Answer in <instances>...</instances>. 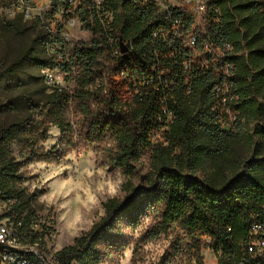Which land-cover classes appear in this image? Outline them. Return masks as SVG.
Wrapping results in <instances>:
<instances>
[{"label": "trees", "instance_id": "obj_1", "mask_svg": "<svg viewBox=\"0 0 264 264\" xmlns=\"http://www.w3.org/2000/svg\"><path fill=\"white\" fill-rule=\"evenodd\" d=\"M94 1L80 0L75 12L92 33L91 44L71 45L59 24L52 32L39 18L17 15L2 21L5 31L24 22L36 30L42 49L28 52L24 61L38 70L42 90L26 109L14 102L0 105V115L15 116L0 125V199L13 203L15 211L29 204L12 148L24 143L28 156L36 158V147L48 140L51 127L61 132L63 142L70 141L73 110L87 142L109 138L116 143L110 164L124 175H134L142 152L151 151L156 160L149 190L106 203L105 216L89 232L52 256L58 264H104L120 246L121 222L134 225L147 214L159 219L152 236L178 225L192 240L206 239L217 264H264V251L259 255L255 245L264 240V158L255 154L240 163L236 153L245 126L264 119V0H207L201 28L182 16L181 32L197 35L195 51L167 35L172 26L151 1L102 0L100 7ZM7 2L0 0L4 8ZM61 11L55 8L45 21ZM207 46L224 55L209 54ZM19 66L0 70V91H19ZM56 70L73 90L49 85L44 72ZM254 134L264 140V127ZM159 137L167 148L154 143ZM42 158L61 159L59 153ZM201 170L204 180L187 175ZM13 223L21 224L25 246L39 244L28 217ZM255 225L261 226L257 233ZM196 249H191L196 264H204ZM38 250L50 256L40 244Z\"/></svg>", "mask_w": 264, "mask_h": 264}, {"label": "rangeland", "instance_id": "obj_2", "mask_svg": "<svg viewBox=\"0 0 264 264\" xmlns=\"http://www.w3.org/2000/svg\"><path fill=\"white\" fill-rule=\"evenodd\" d=\"M37 3L46 5L48 1L38 0ZM3 19L13 18L0 4V70L20 63L21 87L19 91L8 94L0 91V105L14 102L26 109L36 103L42 83L38 70L24 58L28 52L40 51L42 47L30 23L24 22L26 26L5 31L2 28ZM63 29L64 39L71 45L91 44L94 39L77 18L66 22ZM52 79L54 85L73 90V84L67 83L62 74L55 72ZM14 117L10 113L0 115V125L12 122ZM33 119L37 121V115H33ZM69 120L70 141L63 142L61 132L51 127L48 140L36 147V158L28 156L24 143L14 144L11 156L19 164L23 188L30 197L29 204L15 211L13 203L0 199V220L13 223L15 218L28 217L33 235L38 236L39 244L49 257L72 246L89 232L105 216L106 203L113 199L122 202L129 193L149 190L154 178L156 159L151 156V151L142 152L139 160L133 164L134 175L126 176L110 164L111 157L117 151L112 139L91 144L84 137L81 118L73 110ZM231 120L234 122V119ZM256 127H264V119H256L248 127L245 126L236 147L240 163L253 158L255 154L264 158V140L254 134ZM245 133L253 139L248 140ZM153 141L164 148L168 147V143L160 137ZM52 153H59L61 159L43 160V155ZM187 175L204 180L206 171ZM158 222L154 214L143 215L134 225L122 221L120 246L111 252L104 264H196L192 247L200 249L204 264H217L214 253L206 249L208 241L204 238L192 240L178 225H173L167 233L152 236L150 231ZM39 244L34 245L36 249Z\"/></svg>", "mask_w": 264, "mask_h": 264}, {"label": "built area", "instance_id": "obj_3", "mask_svg": "<svg viewBox=\"0 0 264 264\" xmlns=\"http://www.w3.org/2000/svg\"><path fill=\"white\" fill-rule=\"evenodd\" d=\"M38 0H8L5 10L8 12L10 18H14L17 15H22L25 20H35L40 19L42 22H46L51 26L52 32H55L57 24L62 28L61 36L63 35L64 24L72 19H79L75 13L78 7L80 6V0H62V4H58L59 0H47L46 5H40L37 3ZM151 1L155 4L159 14L166 23L171 24V29L168 31L167 35L176 37L178 39H183L184 46L189 50L197 49V35L194 32L184 35L180 28V18L182 16H188L194 19L195 28H201L202 24L205 21V18L208 14V3L207 0H146ZM94 4L96 7L102 5V0H95ZM55 8H60L62 11L54 16V18H49L45 21L46 15L50 14ZM80 22V20H79ZM81 23V22H80ZM155 37L159 36L158 33L154 34ZM231 48L227 47L226 51H230ZM206 51L209 54L217 55L222 57L224 52L221 50L212 51L210 47H206ZM51 54H56L55 49H50ZM195 59L201 60V56L196 54ZM55 72H59L56 70ZM55 72L45 71L44 75L48 79L49 85L53 84L52 75ZM226 103L224 99L222 101ZM234 119V117H231ZM21 224L15 225L7 220H0V244L10 247V248H29L35 251V255H21L18 253L0 251V264H48L40 256H38V247L35 246H25L21 240V235L19 233V227ZM261 230V226L255 225L253 231L257 233ZM259 248L258 254L261 255L264 251V240L261 239L255 244ZM253 248L250 249V252H253ZM50 264H58L53 257H47Z\"/></svg>", "mask_w": 264, "mask_h": 264}, {"label": "water", "instance_id": "obj_4", "mask_svg": "<svg viewBox=\"0 0 264 264\" xmlns=\"http://www.w3.org/2000/svg\"><path fill=\"white\" fill-rule=\"evenodd\" d=\"M0 251H5V252H12V253H18V254H21V255H35V251L29 249V248H23V249H20V248H10V247H7V246H4V245H1L0 244ZM38 256H40L44 261H46L48 264H50L47 256L41 252H38L37 253Z\"/></svg>", "mask_w": 264, "mask_h": 264}]
</instances>
